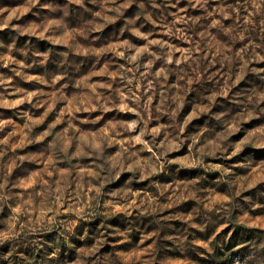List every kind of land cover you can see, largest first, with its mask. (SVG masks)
Returning a JSON list of instances; mask_svg holds the SVG:
<instances>
[{
	"label": "clouds",
	"instance_id": "9594fccd",
	"mask_svg": "<svg viewBox=\"0 0 264 264\" xmlns=\"http://www.w3.org/2000/svg\"><path fill=\"white\" fill-rule=\"evenodd\" d=\"M179 3L25 0L11 11L0 9V15L7 12L0 31L11 25L20 36L50 45L33 54L44 68L53 52L60 58L53 63L50 81L44 79L48 91L25 98L46 97L44 114L33 124L54 115L29 141L39 146L32 159L40 171L31 175L41 183L15 195L18 186L0 171V264H36L33 253L38 249L43 264H204L200 250L221 234L231 237L239 222L264 229V159L247 150L264 147V91L256 90L255 80L241 82L235 69L250 61L237 59L233 51L260 46L253 41L264 29V0H232L211 14L209 0H188L205 15L191 21L183 16L187 28H177L169 11ZM133 7L136 11L125 16ZM187 13L182 7L176 15ZM212 15L235 22L213 35L220 20ZM202 19L203 27L193 30L192 23ZM217 51L221 59L231 55L233 63L210 82L203 72L205 54ZM250 71L264 73V68ZM0 83L11 81L0 78ZM217 100L227 102L230 111L217 113ZM6 123L0 121V128ZM185 147L187 154H179ZM4 156L0 151V160ZM17 159L31 162L27 156ZM176 165L199 166L203 179L219 190L201 184L200 178L183 191L172 183L162 185L160 180L170 178ZM57 184L67 194L57 192ZM188 200L195 203L178 207ZM175 220L183 229L180 235L160 227ZM42 241L55 250H46ZM181 246L183 258L167 259ZM249 259L246 244L237 243L228 264H247ZM257 260H264V251Z\"/></svg>",
	"mask_w": 264,
	"mask_h": 264
},
{
	"label": "rangeland",
	"instance_id": "374dc122",
	"mask_svg": "<svg viewBox=\"0 0 264 264\" xmlns=\"http://www.w3.org/2000/svg\"><path fill=\"white\" fill-rule=\"evenodd\" d=\"M59 2L64 3L65 0H59ZM231 2L232 0H209L211 8L208 9V13H215L218 7L225 8L227 3ZM24 3L25 0H0V9H8L11 11L12 9L18 8ZM173 3H175V0H173ZM182 7L188 8L189 13L179 16L176 15V13L179 11V8ZM134 11H136L134 7L128 9L125 13V16L131 15V13ZM169 11L171 12L172 16L176 18L177 28H187L188 22L183 18V16H187L188 20L191 21L195 17H203L205 15V13H203L201 10L191 8L188 0H180V3L177 5L175 10L169 9ZM6 15L7 12H5L3 15H0V23H2L4 16ZM211 18L220 20V25H217L212 31L213 35L217 30L223 31L224 29L230 28L235 22L224 19L220 15H212ZM25 19H27V17H25ZM15 23H17V21L14 20L13 24ZM203 24V19L201 20L200 24L193 22L192 28L193 30L196 28H202ZM146 26L149 28L151 27L150 24H147ZM116 27H120L119 22L117 23ZM253 44H259L260 46L254 48L246 47L244 48L243 52H241L240 47L233 49L237 59L243 56L244 59H248L250 61V63L247 64L244 69L237 67L235 70L240 72L242 83L249 80H255L257 81L256 90L264 91V73L258 74L250 71L252 68H264V60L260 59V57H264V29H260L258 31ZM49 47L50 45L37 40L35 37L20 36L19 33L12 30L11 25H9L8 28L0 31V78H2L4 81H11L10 84L0 83V121L8 122L3 128H0V141L10 137L7 141V144L0 145V151L5 153L4 159L0 160V171L8 175L9 179L7 182L10 185L15 184L18 186L14 190L15 195H20L23 191L30 190L31 186L41 183L39 176L33 177L31 175L32 173H39L40 171L39 163L32 159L35 157L39 146L34 143H30L29 141L34 140L35 137L38 136L49 123H51L54 115H49L48 119L45 120L43 124H33L32 121L44 114L47 105H41L43 104V101L46 99V97L36 96L35 98H32L30 102H28V100L25 98L28 96V94L33 92L48 91L46 85L44 84V79H48L50 81L51 76L55 73L53 63L58 62L60 58L56 56L55 52H53L52 58H49L48 66L44 68V66L40 64V58L34 56L33 54L44 53ZM184 47L187 51V55L192 56L193 53L188 50L190 46L185 45ZM211 47L212 46L209 45V48ZM241 47H243V45H241ZM216 48L219 50L220 45H216ZM25 53H27V55H25ZM205 55L206 58L204 60V64H206L207 67L203 68V72L206 74L207 79L210 82L213 80V77H219L220 75H223L232 67L233 61L231 55H225L223 59H221L219 51L215 53L209 52ZM193 60L196 61L197 58L193 56ZM240 62L243 63L242 60ZM21 63L31 64L32 66L21 68ZM5 64H7V66H5ZM221 69L224 71L222 72ZM196 70L199 71L200 68L198 67ZM33 76L37 77L38 79L30 81L29 77ZM247 91H251V89H248ZM20 99H25V102L19 105L11 103ZM5 100L9 101L10 103H3ZM216 105L217 113L221 111H230L229 105L225 101L217 100ZM261 118L264 119V112H261ZM253 123H255V121H253ZM200 126H203V124ZM218 127L219 125H217V128ZM245 127H251V124L246 123ZM244 130L247 131L250 129L245 128ZM261 139H264V137H261ZM234 142L235 140H233V143ZM247 150L255 152L258 157L264 159V147L249 146ZM179 154L186 155V147ZM20 156L29 157L31 162L18 160L17 158ZM169 158H174V156ZM206 162L220 163L222 161L206 160ZM49 163H52V161H49ZM256 163H259L258 159L253 161V166H255ZM57 167H59V165H57ZM176 168L180 169L179 173L175 172ZM21 169L24 170L23 175L20 174ZM168 171L169 169L166 167L165 172L167 173ZM163 174L164 173L161 175ZM205 175L204 169L200 168L199 166H197L195 169H191L182 168L181 166L176 165L172 166L171 177L169 178L168 176H164L160 180V183L162 185L166 183H172L174 188L180 187L181 191H183L185 184L200 178L201 184H204L206 187H215L219 190V185L213 184L211 180L206 181L203 179ZM212 175L219 176V173ZM180 181H183L184 183H181L180 185L176 183ZM195 187L199 188L200 185H196ZM193 190L194 189L192 187L189 188V191ZM56 191L65 193V187L57 184ZM177 195H179V193H177ZM187 203L195 202L191 200L184 201L179 203L178 207L183 208ZM179 223V220H175L172 224L162 223L160 227L162 229H167L169 234L180 235L182 234L183 229ZM246 223L247 221L239 222L236 225L237 231L231 237L221 234L220 237H217L216 240L212 241L208 248L201 249L200 251L205 253L204 264H228L229 257L231 255V249L237 243L246 244L247 250L252 256V259H249L247 264H264V260H257V253L264 251V229L255 227L249 228L245 226ZM48 240H51V236L48 237ZM42 244L46 250L48 248H53L52 250H55V245L49 243L48 241H42ZM182 250L183 246H181L180 249H174L173 254L167 257V259L183 258V256L180 255ZM104 251H107V248H105ZM42 255L43 253L39 249L33 253L34 258L36 259V264H43V262L40 260Z\"/></svg>",
	"mask_w": 264,
	"mask_h": 264
}]
</instances>
